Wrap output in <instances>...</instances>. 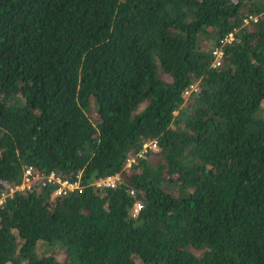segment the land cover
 <instances>
[{
  "label": "trees",
  "instance_id": "trees-1",
  "mask_svg": "<svg viewBox=\"0 0 264 264\" xmlns=\"http://www.w3.org/2000/svg\"><path fill=\"white\" fill-rule=\"evenodd\" d=\"M261 107L264 0H0V264H264Z\"/></svg>",
  "mask_w": 264,
  "mask_h": 264
},
{
  "label": "built area",
  "instance_id": "built-area-1",
  "mask_svg": "<svg viewBox=\"0 0 264 264\" xmlns=\"http://www.w3.org/2000/svg\"><path fill=\"white\" fill-rule=\"evenodd\" d=\"M211 53L214 55L213 65L218 66L219 65V57L221 55V52L219 51V49L215 48V49H213V51ZM194 89H195V85H190L184 91L183 95L186 96L191 90H194ZM154 144H152L153 147H154ZM132 160H133L132 158H128L126 160V166H128L132 162ZM35 179H36V176L32 175L30 167L26 168L24 170V178H23V182H22L25 185V187L29 186L30 182H32ZM118 179H119L118 174L107 175L105 177H99V178L95 179L93 181V185L99 189H101V188H114L117 184ZM47 180L48 181L52 180L56 183V187L53 190V194H55V195L63 194L67 190H72L74 188H77L75 183L68 182L66 180H61L58 177L54 176L53 174H50L47 177ZM17 188L22 189L18 186H17ZM130 193H132V192L130 191ZM139 207H140V204L138 202L135 203L134 211H136Z\"/></svg>",
  "mask_w": 264,
  "mask_h": 264
},
{
  "label": "rangeland",
  "instance_id": "rangeland-1",
  "mask_svg": "<svg viewBox=\"0 0 264 264\" xmlns=\"http://www.w3.org/2000/svg\"><path fill=\"white\" fill-rule=\"evenodd\" d=\"M187 100L188 99H186V101H185V103L183 102V104H186V103H189V102H187ZM182 104V105H183ZM262 106V105H261ZM176 113V111H174V114ZM261 113H262V116L264 117V107H261ZM18 187H20V188H24L25 187V185L22 183L21 185H19ZM38 252H40L41 251V249L40 248H38V250H37ZM61 256H59V258H60Z\"/></svg>",
  "mask_w": 264,
  "mask_h": 264
}]
</instances>
